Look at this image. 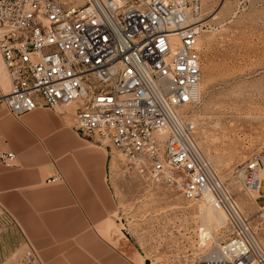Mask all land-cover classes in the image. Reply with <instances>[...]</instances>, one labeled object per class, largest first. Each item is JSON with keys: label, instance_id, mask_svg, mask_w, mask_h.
Instances as JSON below:
<instances>
[{"label": "built area", "instance_id": "1", "mask_svg": "<svg viewBox=\"0 0 264 264\" xmlns=\"http://www.w3.org/2000/svg\"><path fill=\"white\" fill-rule=\"evenodd\" d=\"M202 16V0H0L9 83L6 92L0 87V106L16 117L66 107L78 133L107 142L150 184L192 204L209 194L225 232L198 264H264V243L196 143ZM15 158L0 150V165ZM262 173L264 146L232 170L245 192H258L264 217ZM58 180L55 173L47 181ZM14 264L44 262L26 241Z\"/></svg>", "mask_w": 264, "mask_h": 264}, {"label": "rangeland", "instance_id": "2", "mask_svg": "<svg viewBox=\"0 0 264 264\" xmlns=\"http://www.w3.org/2000/svg\"><path fill=\"white\" fill-rule=\"evenodd\" d=\"M202 11L200 96L192 110L196 143L264 243V217L232 175L264 146V0H202ZM41 109L63 124L68 117L66 125L73 126L68 108ZM93 142L104 154L103 188L86 204L92 213L78 211L80 220L72 222L97 225L49 227L60 241L36 243L0 207V264H14L26 241L44 264L59 257L64 264H198L223 241L225 226L214 229L205 222L203 198L192 204L163 185L150 184L107 142ZM41 187L49 191V185ZM33 229L34 238L38 231L42 238L41 227Z\"/></svg>", "mask_w": 264, "mask_h": 264}, {"label": "crops", "instance_id": "3", "mask_svg": "<svg viewBox=\"0 0 264 264\" xmlns=\"http://www.w3.org/2000/svg\"><path fill=\"white\" fill-rule=\"evenodd\" d=\"M0 66L2 76L1 61ZM41 107L17 117L0 108V150L16 156L13 166L0 165V207L34 242L50 244L60 239L49 227L97 225L72 220H80L78 211L92 213L86 204L103 188L104 154L95 138L66 125L68 117L63 124ZM55 173L60 180L48 182ZM44 184L47 193L41 191ZM34 227H41L42 238L40 231L34 238ZM47 264H64V259L48 258Z\"/></svg>", "mask_w": 264, "mask_h": 264}, {"label": "bare ground", "instance_id": "4", "mask_svg": "<svg viewBox=\"0 0 264 264\" xmlns=\"http://www.w3.org/2000/svg\"><path fill=\"white\" fill-rule=\"evenodd\" d=\"M81 3H82V0H80L79 4H81ZM0 61H1V59H0ZM1 64H2V62H1ZM4 71H5V69H4V66L2 64V77H3V80L2 81L0 80V87H1V89L4 92H6L8 90L9 83H8V78H7V76H5ZM109 161H113V157L112 156H111ZM261 177H264V173L261 174ZM257 197H258V192L257 191L249 192V198H250L252 203L255 202V199ZM203 200H205V202H203V201L200 202V208L205 212V218H206L205 222H207L206 224L212 226L214 229H218V228L222 229V228H224V226H225V216H224L223 211L221 210V208H219L213 202V200L211 199L209 194H204ZM254 205H255V203H254ZM217 246H220V244H218ZM210 253H208L206 256L210 255Z\"/></svg>", "mask_w": 264, "mask_h": 264}]
</instances>
